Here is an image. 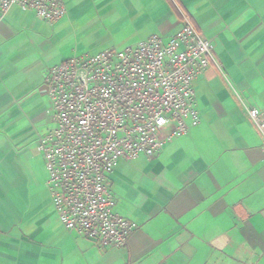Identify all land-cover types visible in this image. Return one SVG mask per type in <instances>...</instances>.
I'll return each mask as SVG.
<instances>
[{
	"label": "crops",
	"instance_id": "1",
	"mask_svg": "<svg viewBox=\"0 0 264 264\" xmlns=\"http://www.w3.org/2000/svg\"><path fill=\"white\" fill-rule=\"evenodd\" d=\"M56 23L0 12V264H264V0H63ZM187 16L216 64L194 83L200 124L155 157L122 160L115 212L137 229L103 249L61 223L39 141L55 127L45 90L60 63L160 36Z\"/></svg>",
	"mask_w": 264,
	"mask_h": 264
},
{
	"label": "built area",
	"instance_id": "2",
	"mask_svg": "<svg viewBox=\"0 0 264 264\" xmlns=\"http://www.w3.org/2000/svg\"><path fill=\"white\" fill-rule=\"evenodd\" d=\"M34 12L48 23L63 0H0V12ZM213 44L185 16L168 41L153 36L123 50L52 67L45 90L55 127L40 138L52 202L61 223L103 249L123 248L137 225L115 212L109 178L120 161L151 159L200 124L194 83L213 64ZM248 115L264 141V112Z\"/></svg>",
	"mask_w": 264,
	"mask_h": 264
},
{
	"label": "snow or ice",
	"instance_id": "3",
	"mask_svg": "<svg viewBox=\"0 0 264 264\" xmlns=\"http://www.w3.org/2000/svg\"><path fill=\"white\" fill-rule=\"evenodd\" d=\"M252 147L253 148H262V147H264V141H261L260 143H257V144H253ZM262 231H264V229H262Z\"/></svg>",
	"mask_w": 264,
	"mask_h": 264
}]
</instances>
